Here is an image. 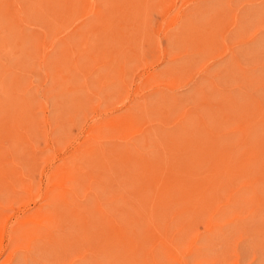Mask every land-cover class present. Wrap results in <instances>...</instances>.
Wrapping results in <instances>:
<instances>
[{
	"label": "rangeland",
	"instance_id": "obj_1",
	"mask_svg": "<svg viewBox=\"0 0 264 264\" xmlns=\"http://www.w3.org/2000/svg\"><path fill=\"white\" fill-rule=\"evenodd\" d=\"M0 264H264V0H0Z\"/></svg>",
	"mask_w": 264,
	"mask_h": 264
},
{
	"label": "bare ground",
	"instance_id": "obj_2",
	"mask_svg": "<svg viewBox=\"0 0 264 264\" xmlns=\"http://www.w3.org/2000/svg\"><path fill=\"white\" fill-rule=\"evenodd\" d=\"M174 150V149H173ZM17 216V215H16ZM24 216V215H23ZM24 222V221H23ZM8 226V225H7Z\"/></svg>",
	"mask_w": 264,
	"mask_h": 264
}]
</instances>
